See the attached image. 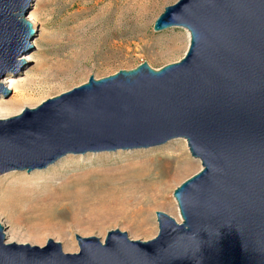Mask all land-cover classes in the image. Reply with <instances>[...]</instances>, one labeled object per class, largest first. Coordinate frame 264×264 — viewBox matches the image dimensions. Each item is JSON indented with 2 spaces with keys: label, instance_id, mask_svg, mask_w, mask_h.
Masks as SVG:
<instances>
[{
  "label": "water",
  "instance_id": "obj_1",
  "mask_svg": "<svg viewBox=\"0 0 264 264\" xmlns=\"http://www.w3.org/2000/svg\"><path fill=\"white\" fill-rule=\"evenodd\" d=\"M32 3L0 0V80L23 66ZM173 27L190 34L179 62L91 76L0 120V176L184 139L202 169L174 191L181 221L157 212L150 241L119 229L104 242L75 235V254L53 239L8 243L0 224V264H264V0H179L154 31Z\"/></svg>",
  "mask_w": 264,
  "mask_h": 264
},
{
  "label": "rangeland",
  "instance_id": "obj_2",
  "mask_svg": "<svg viewBox=\"0 0 264 264\" xmlns=\"http://www.w3.org/2000/svg\"><path fill=\"white\" fill-rule=\"evenodd\" d=\"M178 1L33 0L30 14L39 24L26 54L16 60H23V66L0 80L9 91L0 92V109L14 107L23 96L28 102L22 103L21 112L35 109L91 76L105 78L144 62L156 70L179 62L189 48L188 31L178 27L154 31L165 8ZM66 63L64 75L47 87L46 80ZM134 167L164 173L162 181L154 183L160 193L125 187L110 194L99 187L103 179L118 178ZM201 169L184 139L149 149L67 155L44 170L0 176V224L8 243L44 247L53 239L68 254L79 252L75 235L104 242L109 231L119 229L132 240L150 241L159 233L157 212L181 221L174 191ZM140 201L146 207L141 216L124 213ZM123 202L129 203L125 210Z\"/></svg>",
  "mask_w": 264,
  "mask_h": 264
},
{
  "label": "bare ground",
  "instance_id": "obj_3",
  "mask_svg": "<svg viewBox=\"0 0 264 264\" xmlns=\"http://www.w3.org/2000/svg\"><path fill=\"white\" fill-rule=\"evenodd\" d=\"M29 21L33 24L34 28H36L37 25L39 24V19L34 13L30 14ZM187 35H188V39L190 41L189 32H187ZM67 69H68V65L66 63L61 69L56 70L55 77L52 78V80H48V79L46 80V81H49V82H47L48 83L47 87L51 88V86L54 85V82H57L59 80L60 76H63L65 71H67ZM14 83H15V81H11V86H12L13 90L17 88ZM24 94L27 95L26 92ZM21 100L22 101H19L12 108H9L7 110L0 109V120H7V119H10V118H13V117L20 115L22 113L21 111L23 108L22 103L28 102V101H26V98L24 96H23V99H21ZM163 178H164V173H162L161 171H157L156 169H149L148 170L146 168L134 167V168L128 170L125 175L120 176L118 178L103 179L101 181V183L99 184V187H101V188L106 187V189L108 188V190L111 192L110 194H116L120 191H123L126 187L127 189H131L135 192H144L145 194L151 195V193H154V192L155 193L157 192L156 194H158V192L160 193L159 188L155 187L154 183L155 182H161ZM156 194H154V195L156 196ZM125 204H129V203L123 202L121 204V206L123 207L124 210L126 209ZM138 204H139V206H136L135 208H133L132 210H129V211L125 210L124 213L127 216H132V217L141 216L146 211V207L143 205L142 201L138 202Z\"/></svg>",
  "mask_w": 264,
  "mask_h": 264
}]
</instances>
